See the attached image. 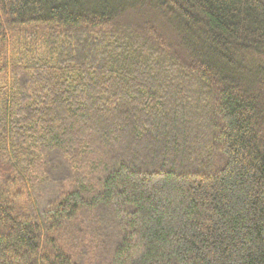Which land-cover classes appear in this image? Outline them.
I'll return each instance as SVG.
<instances>
[{"label":"trees","instance_id":"1","mask_svg":"<svg viewBox=\"0 0 264 264\" xmlns=\"http://www.w3.org/2000/svg\"><path fill=\"white\" fill-rule=\"evenodd\" d=\"M251 55L264 0H0V264H264Z\"/></svg>","mask_w":264,"mask_h":264},{"label":"rangeland","instance_id":"2","mask_svg":"<svg viewBox=\"0 0 264 264\" xmlns=\"http://www.w3.org/2000/svg\"><path fill=\"white\" fill-rule=\"evenodd\" d=\"M241 59H242V57H241ZM248 59H250V61L252 60L254 66H255V65H258V63H259L258 68H260V67L262 66L261 64L264 65V61H263L261 58H259V57H254L253 55H251V56H248L247 58H245V61H244V63H245L246 65H248V66H250V65H249V62H248ZM255 63H256V64H255ZM244 66H245V65H244ZM253 68L256 69V67H253V66H252V68H249V69L254 70Z\"/></svg>","mask_w":264,"mask_h":264}]
</instances>
